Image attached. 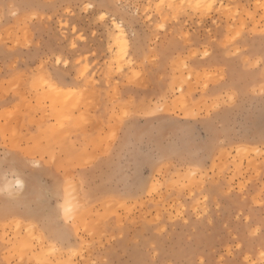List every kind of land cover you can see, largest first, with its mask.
<instances>
[{
  "label": "rangeland",
  "instance_id": "rangeland-1",
  "mask_svg": "<svg viewBox=\"0 0 264 264\" xmlns=\"http://www.w3.org/2000/svg\"><path fill=\"white\" fill-rule=\"evenodd\" d=\"M94 2L0 0V264H264V0Z\"/></svg>",
  "mask_w": 264,
  "mask_h": 264
},
{
  "label": "snow or ice",
  "instance_id": "snow-or-ice-1",
  "mask_svg": "<svg viewBox=\"0 0 264 264\" xmlns=\"http://www.w3.org/2000/svg\"><path fill=\"white\" fill-rule=\"evenodd\" d=\"M83 8L96 10L98 30H99V28L102 27V28L106 29L110 34H114L115 32L118 31L121 33V35H123L127 24L135 22L134 20L129 21L126 19V17L124 15H117L114 11H112L113 8H116V9H124L126 12L127 11L126 6H124L122 4L113 5V4L106 3L105 0H96V2H94V3L84 4ZM149 19H150V17H149ZM161 27H163V25H161ZM91 35L96 36L97 33L95 31H93V32H91ZM133 35H134V33H133ZM80 39L83 40V39H86V37L83 34H81ZM235 39H236V37H233V40H235ZM124 44L127 45L128 41L125 40ZM262 44H264V34H262ZM72 47L73 48L76 47L75 42H73ZM122 51H124L123 48H122ZM204 55L207 56V55H209V53L207 51H205ZM53 62L56 65H63V67L60 69V77H59L60 79H63V77L65 75H71L72 68L69 67V65L71 63L69 60L63 59L61 57H53ZM77 63H79V62H77ZM89 75H91V73H89ZM77 78H79V77H77ZM66 86H70V85H66ZM67 212H68V210L65 209L66 216H67ZM262 228H264V221H262ZM261 234L264 235V232H262ZM262 256H264V253H262ZM221 261H222V264H231L230 261L224 260L223 257L221 258ZM149 264H150V262H149ZM190 264H208V262H206L204 260H200V261L190 262Z\"/></svg>",
  "mask_w": 264,
  "mask_h": 264
},
{
  "label": "bare ground",
  "instance_id": "bare-ground-1",
  "mask_svg": "<svg viewBox=\"0 0 264 264\" xmlns=\"http://www.w3.org/2000/svg\"><path fill=\"white\" fill-rule=\"evenodd\" d=\"M124 36H125V35H124ZM124 36H123V37H124ZM120 38H121V37H120ZM124 38H126V37H124ZM119 44H121V42H119Z\"/></svg>",
  "mask_w": 264,
  "mask_h": 264
}]
</instances>
